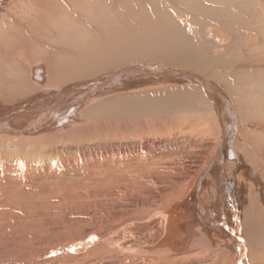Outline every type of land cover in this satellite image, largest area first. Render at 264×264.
<instances>
[{
	"label": "bare ground",
	"instance_id": "obj_1",
	"mask_svg": "<svg viewBox=\"0 0 264 264\" xmlns=\"http://www.w3.org/2000/svg\"><path fill=\"white\" fill-rule=\"evenodd\" d=\"M263 50L264 0H0V225L47 230L62 217V190L115 206L116 217L129 211L119 208L123 194L136 205L167 196L169 183L181 186V166L164 161L189 149L157 155L160 140L150 138L189 129L217 143L205 144L213 159L185 201L39 257L106 244L116 257L145 264L199 249L206 238L205 246L235 254L233 264H247L245 250L264 264L255 254L264 248ZM130 84L161 86L93 105L105 87ZM69 108L73 123L64 127L57 118ZM101 115L126 126L114 124L119 134L108 138L95 120L85 125L84 117ZM198 122L208 128L197 132Z\"/></svg>",
	"mask_w": 264,
	"mask_h": 264
},
{
	"label": "rangeland",
	"instance_id": "obj_2",
	"mask_svg": "<svg viewBox=\"0 0 264 264\" xmlns=\"http://www.w3.org/2000/svg\"><path fill=\"white\" fill-rule=\"evenodd\" d=\"M263 52H264V50H263ZM153 65L154 66H160V67L165 66L168 69L188 72L187 70L177 68V67H173V66H169V65H163V64L158 65L157 63H153ZM166 84H164V85L173 86V84H177V83H166ZM193 84H191V86L197 85V84H194V85ZM130 85L131 86H124V87L123 86H117V87H121V88L117 89L115 87L116 89H114V91L111 89L112 87H107V88L105 87L104 88V90L106 91L105 94L98 95L97 96L98 98H96V100L93 102L94 103L93 105L94 106L98 105V104H100L99 102H106V100H109L111 98H115V97H118L121 95L122 96L130 95V94L134 95V94L139 93L138 91H140V92L150 91V90L152 91V90H155L154 88H158L161 86L160 84H159V86H151L150 85L148 87H141L139 85L136 86L133 84H130ZM217 86L220 89H222V91L226 92L221 86H219V85H217ZM89 91H90V89H89ZM109 91H111V92L113 91V92L110 93ZM134 91H135V93H134ZM97 93H101V92H97ZM97 93L95 92L94 94H97ZM91 95H93V93ZM228 99L230 102H233L232 104H233L234 108H232V109L237 110V108L234 104V101H233L231 95H229V94H228ZM91 104H92V102H91ZM91 104H90V106H91ZM58 106H61V103ZM53 108L56 109L55 106H53ZM78 109L79 108L76 109L77 113L75 114L74 118L80 119V117H79L80 114L78 112ZM66 110H67V112L62 117L57 118L58 121H62V123L65 124L64 127H66L70 123H73V121H72L73 118L68 117L70 115V112H72L71 111L72 108H69ZM234 114H235V116L238 115V114H236V112ZM236 118H237V116H236ZM117 119L118 118H115L111 115L98 116L97 120L93 119L91 117H88V116L83 118L85 125L92 123L93 120H95V122H97L96 124L103 125V127L105 128L104 132L107 134L106 136L108 138H110L114 134V132L116 131V128L114 129V124L118 125L119 128L122 126H126L122 122L117 123ZM74 121H76V120H74ZM253 124H256V123L253 122ZM134 125H131V126H133L134 128L135 127L137 128V125H135V126ZM238 125H239V121H238ZM105 126H107V127H105ZM194 126L196 127L197 132L202 131L205 128L206 129L208 128V124H204V123L199 124V122H198V124H195ZM239 129L237 127V131H239V132L244 130L242 128V126H239ZM261 130L262 131H260V132L264 131L263 129H261ZM190 132H191V130L188 129V130H185V133L187 135H185V134L183 135V133L182 134L173 133L170 136H165V137H159V136L153 137L152 136L150 138L151 141H157V140L159 141L160 140L159 149H157V153H158L157 155H161L162 153L166 152L169 149L171 151L174 148H177L178 150H180V149L182 150L186 146L189 149V150L187 149L188 150L187 151L188 155L186 154L187 156L182 154V156L179 157L178 155H176L175 157L171 158L170 160L165 159V161H164L165 166L168 164H174V163H175V165L181 166V169L179 170L180 171L179 178L182 181L180 184L181 186L179 185L180 187L175 188V186L173 184L169 183V185L172 186V191H168L167 196H163L164 194L158 192L157 193L158 195L156 194V198L148 199L147 202L143 201V203L141 205L140 204L136 205V204L132 203V198L128 197V193L123 194L118 201V203H120L119 208H120V210L124 209L121 211H125L126 208L129 211H126L127 213L125 212L124 214H123V212H121V213L119 212L121 215L117 216V217L113 216V214L116 212L115 206H112V205L108 206L107 205L108 206L107 207V206H105V202H104V204H102L100 202V199L94 200V199H84L82 197H72L70 195L71 192H69V190H62L60 192L65 193V200H66V203L62 205L63 207H61L62 217L57 218L56 222H52V223L48 222L50 225H49V228L47 230H46V228H45V230L41 229L42 224H47V223H41V224L35 223L33 225H26V224H23L22 222H20L19 224H17V226H10V227L5 226V225H0V264H144L137 257H135V260L131 259L128 261H124V258H120L118 256H117L118 257L117 258L114 251H111V252L107 251V249H106L107 245L106 244H99V243H98L99 245L93 246L89 249L87 248L84 252L79 253V254H81L79 256L78 255L68 256L66 254L62 255L63 253H60L56 256L44 258V257H39L38 252H40L41 250H52V249L64 248L65 246H68L71 244H72L71 246H74V245H76V243H78L82 240L88 239L90 236H96L97 239L101 240V237H104L101 235L104 234L105 229L107 227H117L118 225H120L121 223H123L124 221H127L129 219H143L152 210L165 209L168 205H172L173 203L180 202V201L182 202L183 200L185 201L187 198V195L191 191L195 190V189H193L196 185V184H194V182H197L199 180H200V182H199L200 184H201V182H203V179H202V173L204 172L203 170L206 171L209 162L213 159V157H212L213 151L209 150L207 148V146H205V144L208 146L210 144H212V146L214 147L215 144L217 143V139L215 136H211L209 139H206L205 142H203V141L201 142L199 137H196V136H195L196 138L192 137ZM111 133H113V134L111 135ZM41 134H39V135H41ZM118 134L119 133H116L114 135H118ZM177 134H178V136H177L178 139L175 140L174 137ZM35 135L36 134H34L33 136H35ZM155 138H157V140ZM188 139L189 140L191 139V141L187 142ZM132 141L138 143L140 140L137 139V137H133ZM188 143H190L192 145H188ZM235 143H236V141L233 139L231 142V145L233 147H235L236 146ZM199 144L204 145V147L203 148H196V147H198ZM193 145H194V148L192 147ZM188 146H190V147H188ZM242 157H244V156H242ZM195 159L196 160L198 159V160L196 161ZM244 162H245V160H244ZM182 166H184L185 169H183ZM226 168H228V167L226 166ZM263 170H264V167H263ZM184 172H186V173H184ZM68 178H70L72 181H74L73 178H76V176H68ZM248 189H249V187H248ZM73 190H77V189H73ZM193 194H194V192L191 194V196L189 198H191V197L193 198ZM254 198H256V200H258L260 198V195H258V196L254 195ZM129 199H131V201ZM122 205H123V207H122ZM127 205H130V206L127 207ZM102 206H105L103 208V210H102ZM132 212H133V214H132ZM176 217L180 218L181 214H179ZM26 222H29V221H26ZM26 222H24V223H26ZM178 222H180V221H178ZM197 226H198V224H196L194 231L199 230V226L198 227ZM18 227H19V230L16 231L15 228H18ZM38 227H39V229H37ZM199 235L200 236L203 235L200 232V230L198 231V235H197L198 238H199ZM47 236H48V238H46ZM39 237H41V238H39ZM228 240H230V239H228ZM193 241H194V239L192 238L191 242L193 243ZM205 241L208 242L206 238H205ZM205 241H202L201 245L203 244L202 247L203 248L206 247L207 250L203 249L201 247L202 249L199 248V249H195V250H192V251H189L186 253L178 252L179 254H176V255L172 254L173 258L172 257L168 258L170 260L169 262H168V259L166 258V259H163L160 261L155 260L153 262L145 263V264H233L234 263V261H232V260H234L235 254L231 255V253L226 252V250H221L222 248H220V247H214L213 246V248H215V249H213L212 247L209 246V244L205 246L204 245ZM27 243L31 244L30 248H26L25 246H23ZM262 244L264 246V242ZM104 247H105V249H104ZM188 248L189 247H186L185 250L188 251ZM18 250H20V252ZM259 250L262 251L261 254H260ZM259 250L257 251V253L254 252L257 255L256 259H259L261 257V260H264V254H263L264 248L261 249V247H260ZM208 251H209V253H206ZM203 252L205 254H203ZM201 253H202V255H201ZM246 253H247V251L245 250L244 254H245V260H246L247 264H256V262L253 263V259H252V256H254V254L249 256V253H247L248 255ZM226 254H227V257L230 254L229 255L230 259H231L230 262L226 259ZM69 255H71V254H69ZM195 256H196V258H194ZM232 256H234V257H232ZM131 257H133V256H131ZM178 257H180V258H178ZM164 260H166V261H164ZM171 260H174L175 262L171 261ZM164 262H166V263H164ZM213 262H215V263H213Z\"/></svg>",
	"mask_w": 264,
	"mask_h": 264
},
{
	"label": "water",
	"instance_id": "obj_3",
	"mask_svg": "<svg viewBox=\"0 0 264 264\" xmlns=\"http://www.w3.org/2000/svg\"><path fill=\"white\" fill-rule=\"evenodd\" d=\"M141 225V224H139ZM147 227L150 226V225H146ZM141 227V226H140ZM140 227H137L136 229L140 228ZM125 236V235H124ZM109 240H112V242L114 241V239H109Z\"/></svg>",
	"mask_w": 264,
	"mask_h": 264
}]
</instances>
